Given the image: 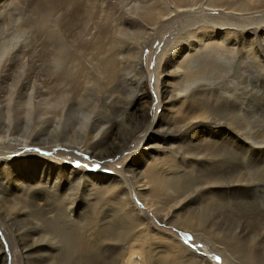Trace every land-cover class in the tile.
Wrapping results in <instances>:
<instances>
[{"label": "bare ground", "instance_id": "obj_1", "mask_svg": "<svg viewBox=\"0 0 264 264\" xmlns=\"http://www.w3.org/2000/svg\"><path fill=\"white\" fill-rule=\"evenodd\" d=\"M262 1L263 0H84L83 2L82 1L74 2V1L69 0L67 2V0H40L38 2V0H27V3L25 5L23 3V5L25 6L24 9L28 11V15H26V14L23 15L22 12L19 11L18 12L19 16L17 18L14 17L12 19V13H10V12H12V9H8L7 6L13 5V0H0V122H2V121H4V122L7 121V123L10 122L9 126L7 125V131H5L3 133L9 134L11 129H12L11 124L14 123L15 121L18 122L19 120H21L20 118H22V117H26L27 121H28V122H25V124H24L25 128H26L25 133L27 134L26 139L24 141L20 142L18 140L19 138H13L14 141H16V143L15 142L14 143L16 145L19 144L20 148H22L23 145L28 146L29 140H30V142L31 141L33 142L34 141L33 138H35V135H33V133L37 131L36 128L40 127L41 124L44 125L46 123H49L50 125L52 124L51 129L54 130L53 132L55 133L54 134L55 135L54 142H55L56 146L61 145V143L63 144V142L61 140L65 141L67 144L68 143L76 144V140L74 138H72L74 136L68 137L67 134L69 131V126L78 124L79 131L77 133H81L80 138L82 139V141H80V142L77 141V142H78V144L81 143V145L84 146V148L81 147L82 150L89 152L90 149L93 148L94 152H96L97 150H104V151H106V154H109L111 152L114 154L115 152H118L117 156L115 155L118 158H119V156L121 157L124 154V151L130 150V147H128V143H130V142H133V145H135L133 147V149H136V148L148 149V148L154 147L153 144L151 143L152 142L151 139H153V136L155 135L154 133H156V132L157 133L162 132L164 134L173 133V132L174 133H183V135L188 136L190 138V141L187 142L188 143L187 148H186L187 152L184 153L185 150L183 152L184 157L182 159V162L183 163L185 162L191 166V168L188 172L191 173L192 176H193V171L197 172V175L195 176L194 180L197 183L198 188L201 187L202 190L205 191L204 193L202 192L203 195L206 193H207L206 196L209 195L206 199L210 198L212 201L213 200L212 198H215V199L217 198V200L219 198L220 199L224 198V202H225V198H228L227 200L229 202H231L229 200L231 194H232L233 200H235V199L237 200L238 198H241V196L245 197L246 194H248L249 196H247V197H249V198H247V199L243 198L244 202H242L240 200H239L240 202H238V201L235 202L236 204H239V206H236L235 208H240L242 210H243V208L247 209L248 206L246 204L247 203L249 204V202H250L251 204H254L255 206H257L258 210L255 208L256 214L254 213L255 215L254 214L253 215L255 217L254 216L252 217L254 219V225H255L252 227L256 228L255 231L257 230L252 235L255 234L256 238L254 241H251L248 244H243V241L247 237V232L244 231V229L239 230L241 226H240V223L238 224V222H239L238 220H237L238 225L236 227H232L235 229L234 230L232 229V231L230 232L231 239H225L224 236L217 231V228H216L217 223L214 222L215 219L212 218V219H214V221L212 222L209 218L211 215L209 217H207V214H206L209 211V208H211V205H208V206L206 205L207 206V208L205 209L206 213L201 212L202 208L200 207L201 211L197 212V215L195 216V218L187 217L185 219H182L180 228H182L184 230L185 229L190 230V231L195 232L197 234L204 235L207 238V240L209 241L206 243H211L212 245H215L216 247L222 246L223 250L225 249V250L229 251V252H227V251L226 252L231 254V257L235 261H237V263H239V264H246V263L264 264V199H262V198L260 199L258 194H257L258 198H255L252 200L250 198V197L256 196L255 192H256V189L258 188L259 185L262 188H264V162H263V158H264V134L261 138H259V137H256L257 134L249 135L250 133L248 134V132H246V129L248 127L247 121H249L250 118H253V117H257V118H260V117H259V114L257 113L258 110L257 111L253 110V111L247 113V110L243 109V107L245 106L246 95H249V93H248L249 91L247 92L245 90V86H243L244 85L243 84V82H244L243 78H245L243 71H244V66H246V65H244L240 59H239L240 61H237L236 59L231 60L227 57H224V59H225V61H224L223 58L219 54V56L215 57L216 61H218L217 64L215 63V67H210V66L204 67L203 64H201L200 61L198 60V58H199V55H198V58L194 57L195 63L189 62L188 64H190V65L185 67V70H184L180 66L181 56H180L178 50L175 49L173 54L171 53L169 59L166 61L167 66H166V63L164 66H166L169 69L171 68V70H173V71H175V70L182 71L184 74L182 73L180 75V77L185 79L184 81H186V87L187 88L185 90L180 91V92H177V91L174 92L173 91L174 89H171V87L172 88L174 87V84L172 86L168 83L167 84L168 87H165V89L161 87L162 88L161 89L162 90V101L163 102L168 101L170 104V102L172 100L176 99L177 97L180 98L179 100H182V98H185L184 97L185 91L190 90V93H189L190 96L192 98H194V97L197 98V100H195L194 102L191 100L193 102V103L191 102L193 105V108L196 109L197 111L202 110V112H200L198 114H194L195 113L194 111H189V112H194V113H189V115L191 116V118L189 119V117L185 116V114H183L182 118L178 115H175V114L170 115L169 111L171 112V110H167V111L161 113L160 117L161 118L164 117L166 119H169L171 124H165L164 125V123L160 122V120H159V122L157 124H155L156 128H153L154 127L153 125L155 123V118H154V120L151 119L152 122H149V123H151L149 125H147V121L151 117V115L153 118V115L155 116V114H156V107H157L156 104L159 101L158 100V94L154 90L153 95H154V97L156 95V100L155 99L153 101L150 100L151 98L149 95V90H148V87L145 85V87L143 86L144 89L139 90L137 88L138 89L137 93H134V94L130 93L131 90H130V92H128V91L126 92L128 94V96H132V95L134 96V97L132 96L133 100L128 101L129 104L132 103V101L134 104L133 106H135L136 104H139L138 106H140V103L144 104V106L142 107L143 112L141 114L137 113V116H136V114H134L136 112L134 109L135 112L131 111L132 117L129 116V119H121L119 126H117V127H120L118 129V132H111V133L107 134L108 136H106L105 138H103L100 141H95V140L91 141L93 139H97L100 137L101 132H102V130L100 129L101 124L100 125L94 124L91 129L88 127V124L93 121V117L95 116V114L96 113L101 114V112L98 111L100 106H102L100 108V109H102V113H103V114H101L102 117L103 118L107 117L108 113H105V115H106V117H105L104 116V110L107 109L109 111V107H107V106L110 105L111 103H114V101L117 100L116 98L113 100V92L115 90H117L119 86L127 85L126 83L131 81V78L129 77L130 75H141V72L138 69L143 67V66L140 67V63L144 59V49L149 43H151L153 41L155 36H156V39L154 42L159 41V43L156 47L153 45L151 46L154 50V51L153 50L152 51L154 53L160 51V53L158 54V56H157V58L153 64V71H152V75L150 74V77L154 76V78H151L150 86L152 87V89L157 90L159 88V83H160V76L158 74V71L160 69L161 61L163 60V56L165 53H167L166 47L169 44L173 43L175 40L177 41V43L175 42L176 44L181 42V40H180L181 38L179 36V32L181 29L188 30V28L191 25L195 24V20L197 21L198 24H205L206 21L203 20V18L199 19V17H202V16H205V18L209 19L208 25L215 24L213 21L214 20V15H213L214 13H227V15H230L229 20H228L230 22L226 25H229L231 28V25L237 24L236 26L238 28H240L242 31L241 38L243 40H245L244 37H247V34H246V32H243L246 29V28H243L244 27L243 24H248V23H246L242 17L244 16L245 12H249L251 9L257 8L256 5H260ZM31 3H33V6L31 5ZM46 14H48V15L45 16ZM250 15H252V14H250ZM260 19L256 22H254V24L256 26H259V27H253V28L249 29V31L251 33H249L248 35H249V38L252 37V42L256 41L258 36L262 35L264 38V19H262V20H260ZM165 20H167L169 22V24H173V25L171 28H168L169 31H168L167 36H165V37L159 36L158 35L159 33L157 34L158 28L160 27V25ZM178 22H180V23H178ZM148 23H150V24L147 25ZM252 24H253V22H252ZM5 25H11V28L13 25L14 29L11 33V36L5 35L6 30H7L4 28ZM216 26L217 27L220 26L219 27L220 28L219 32H220V31H222L221 29L223 28L222 26H224V23H221V24L216 23ZM194 27L195 26H193V28ZM187 32H188V34H190L189 30ZM204 32L205 31H202V32H200V34H202ZM240 32H237V34ZM44 34H45V36H43V38H42V35H44ZM211 34H209L208 36H205V37L202 35L200 37V38H202V40L199 39V41L196 42L198 44V46L202 47L207 40H210V38H213V36H211ZM227 34L229 36L230 33H227ZM184 35H185V33H184ZM214 35H215V33H214ZM224 35H225V33H224ZM163 38L164 39L167 38V39L164 40ZM185 38L189 39V37H185ZM237 41L234 40L231 43H234ZM196 43L193 41V39H191L190 49L188 48L189 46L188 47L185 46V47L192 51V48L196 49V47H197ZM225 43H227V41H225ZM242 44L245 45V43H242ZM246 47L247 46H245V48ZM205 49H206V47L204 48V51H205ZM255 51H256V49H255ZM202 53H204V52L202 51ZM243 53L245 54L244 50H243ZM184 54H186V53H184ZM190 56H191V54H190ZM192 56H194V55H192ZM209 57L211 58V55H207L204 59H208ZM114 58L117 61V66H115L116 61H113ZM245 58H246V56H245ZM191 59H192V57H191ZM251 60H249V61H251ZM254 61H253V63H256V60H254ZM225 62H227L228 64L229 63L231 64L230 69H228V66L226 65ZM249 63H251V62H249ZM109 64L113 65V66H111L109 69H107L109 67ZM105 69H107V74L105 76L106 81L103 80L104 83H103V81L99 82V79L97 77L99 76V74L101 75V73ZM194 69H197V73L192 72L195 75L194 76L189 75L190 77H187L186 73L189 74V71L194 70ZM164 70L166 71L167 69H164ZM39 72H40V74H43L45 76V78L41 77L43 75L40 76ZM259 74H260V71H259ZM145 76H146V74H145ZM145 76H142V77H145ZM39 78L40 79L42 78L41 82L39 81L40 80ZM249 78H247V79L245 78V80L247 81ZM8 80H9V82H8ZM139 81H140V83H142L144 80L143 81L139 80ZM184 81H182V82H184ZM136 82H138V81H136ZM250 83H252V82H250ZM130 84H132V83H130ZM136 84H134L135 87L138 85V84L137 85ZM141 85H143V84H141ZM169 86H170V88H169ZM126 87L127 86H125V90H126ZM128 87H129V85H128ZM130 87H133V86L131 85ZM130 89H132V88H130ZM132 91H134V90H132ZM138 92H140V94H138ZM215 95L217 96L216 101L213 103L211 102L209 107L206 106L205 103L207 101H210V99L215 97ZM254 95H251V96L253 97ZM23 97L25 98L24 100L22 99ZM151 97H152V95H151ZM154 97H152V98H154ZM259 99H260V97H259ZM184 101H185V99H184ZM125 104H127V103H125ZM188 104H187V106H189ZM174 105L175 104H173L172 109L175 108L176 105L175 106ZM217 105H220L222 107L217 106ZM125 106H127V105H124V107ZM82 107H87L88 110L86 113L84 111V108H82ZM162 107H164V106H162ZM118 108H120V107H118ZM185 109H187V108H185ZM217 109H220L221 111L218 112ZM189 110H191V109H189ZM245 111H246V113H245ZM173 112H175V111H173ZM191 114H193V115H191ZM248 114L250 117H248ZM263 118H264V115H263ZM111 120H112V117H111ZM132 120L135 121V123H136L135 126H132V124L130 123ZM103 122L104 121H102L101 123H103ZM164 122H165V120H164ZM212 122L214 124L217 123V126L219 129L214 130L213 128H211ZM257 123H259V122H257ZM2 124H3V122H2ZM76 125H75V130H77ZM107 125H108V119L105 122V126H107ZM17 126H20V124H18ZM21 126L23 127V125H21ZM124 126H128L129 128L125 129ZM201 126L204 129H200ZM3 128H5V125ZM71 128H72V126H71ZM262 128H263V126H262ZM13 129H14V127H13ZM39 129L41 130V129H47V128H41L40 127ZM212 129H213V131H212ZM143 130H144L145 134H143L144 132L141 133V131H143ZM187 131H189V132H187ZM44 132H45V130H44ZM149 132H151V133L153 132L152 136L149 135ZM76 135H78V134H76ZM22 137H24V136H22ZM42 137H44V135ZM42 137H41V139H42ZM7 138H8V135L6 137L0 136V145H5L4 149H6V150L2 151V154L7 156V155H13L14 153H19L20 148L17 149V148H7L6 147L5 141ZM48 138H50V137H48ZM163 139L166 140L167 138H163ZM168 139H170V138H168ZM36 140H38V139H36ZM187 140H189V139H187ZM44 143H47V142L45 141ZM66 143H65V145H67ZM89 143L91 144V147H88ZM77 146L78 145H76V147ZM64 147H66V146H64ZM171 147L176 148V147H174V145H172ZM77 148H79V147H77ZM154 148H156V147H154ZM145 149H144V151H146ZM181 149L175 150V153H181L183 155ZM50 150L51 149H49V151ZM31 151H34V150H31ZM155 152H158V155H156V156L152 155L150 158L146 159L147 163H149L150 161L152 162V165H151L152 170L150 172V175L147 178H146V176L143 175V183H140L139 189L136 190V192H139V194L144 199V201H148V202H149V198H151L150 194H148V193L154 192L152 194H155V193H158L160 191H163V192L167 191L169 189V187H167V184H168L167 182H169L168 180L170 179V177H172L173 179H176L177 177H179L177 174L181 171L180 167L177 166L178 165L177 163H176L177 165L175 164L177 166L176 170L172 169L174 167V164H173L174 162H173V160H172V162H170L171 161V159H170L171 151L169 152L168 150H166V151L156 150ZM58 153H60V152H58ZM97 153L100 154L99 152H97ZM159 153L161 156H159ZM249 153H251L252 155L255 156L254 157L255 159L254 160L252 159L253 162H248L247 156ZM84 154H85V152H84ZM113 154H111L109 156H113ZM71 155H73V154H71ZM158 157H160V158H158ZM91 158H93V157H91ZM102 160H103V158H102ZM97 161H99V159ZM1 162L5 163L6 160L4 159ZM100 162H98V163H100ZM16 163H17V167H19L20 170H22L23 167L27 164V163H22L21 161L19 162V160ZM158 165L165 168V170L161 171L162 167L160 168V166H158ZM107 166L108 165L104 162L102 168L106 169ZM148 167H150V166H148ZM122 168L124 169V167H122ZM61 169H62V167H61ZM187 170L188 169L186 168V170L183 172L184 175H185V172H187ZM168 171H169V173H171L173 175H170L168 173ZM29 172H30V170H29ZM65 173H66V171H65ZM65 173H63V174H65ZM140 174H138V175H140ZM57 176H59V175L57 174ZM73 176H74V174H73ZM125 176H127V175H125ZM141 176L142 175H140V179L142 178ZM63 177H65V175H63ZM75 177H77V176H75ZM27 179H28V177H27ZM56 179H57V177H56ZM58 179H59V177H58ZM192 179H193V177H192ZM5 180H7V179H5ZM113 180L114 181L109 182L105 188L110 193H113L117 189L120 190L123 186L120 183H118L120 180H118L116 177ZM122 181H124V180H122ZM92 182L96 183L97 180H95L93 178ZM55 184H58V183H55ZM11 185H12V183H11ZM52 185H54V184H52ZM188 185H190V184H188ZM193 185H195L194 182H193ZM58 186H60V185H58ZM186 186H187V184H186ZM94 188H96V187H94ZM124 188H126V187H124ZM183 188H184V186H183ZM53 190H54V192H56L54 188H53ZM53 190H51V191H53ZM91 190H92V188H91ZM171 190H172V188H171ZM198 190L200 191V189H198ZM229 191H231V192L229 193ZM172 192H174V191L172 190ZM172 192L169 194V197L171 196ZM185 192H186V189H185ZM51 193H50V195H52ZM40 194H41V192H40ZM42 194H43V191H42ZM94 194L96 195V193H94ZM198 194H200V193H198ZM262 194H263V192H262ZM12 195H13V193L10 196L12 197ZM61 195H63V193ZM88 195H89V193H88ZM88 195H87V197H88ZM185 195H188V194L186 193ZM120 196H122V195H120ZM196 196L198 197L199 195H196ZM260 196H261V194H260ZM11 197L5 199V197L3 196V194L0 191V211L2 212V215L4 216V218H7L9 220V224L11 223L13 226H15V225L20 226L19 221L24 222L28 225V227L26 228V229H28V231L26 229H23V227L17 229L18 240L20 241V243L22 245V249H24L25 256L27 258L31 257V256L35 257L36 261H37L36 264H76V262L75 263L73 262L74 256H73L72 252L70 251L71 249L68 248V245H66L64 241L62 242L61 238L59 237V232L61 234H63V232L65 231V225L67 224L69 226V223H71L73 221V219H71L72 217H70L71 214L69 215L68 214L69 212H66L67 210L65 208V203H67V201H65V203H63V202L57 203V207L55 208L56 209V211H55L56 215H54V217H51V218L55 219V220L52 219L53 221H55V223H53V224H55V228H53V229H55V230L57 229L58 231H57V235H54V234L51 235V234H45L41 230L43 228L42 223L45 222V221L41 220V216L39 217V220H36L35 219L36 217L28 215V213L30 211L28 213H25V211H24L25 207L28 208V206L26 205L27 202H26V204L23 205L19 201L17 202L16 200H14V198H15L14 196L12 198ZM51 197H53V196H51ZM57 197H59V196H57ZM87 197H86V200L89 199V198L87 199ZM186 197L187 196H185V198ZM173 198H177V197L173 196ZM182 198H184V197H182ZM78 199H79V197H78ZM126 199L131 201L134 204V202L132 201L131 198H126ZM190 200H191V198H190ZM172 201H174V200H172ZM202 201L203 200H201V202ZM221 201H223V199H221ZM228 201H227V203H228ZM48 202H50V200ZM154 202H152V200H151L150 206L155 205L156 207H158V205ZM245 202H246V204H243ZM33 203H34V201H33ZM68 203H70V202H68ZM206 203H208V202H206ZM214 203H216V202H214ZM214 203H213V205H214ZM221 203H223V202L216 203L214 206L212 205L213 206L212 212H215V210H217V208L220 210L223 207V205ZM41 204H43V203H41ZM121 204H123V203H121ZM68 205L69 204H67V206ZM240 205H243V206H240ZM185 206L186 205H184V207ZM45 207H46V205H45ZM117 207H118L117 213L114 215V218L116 220L115 226H117L120 229L126 228L128 232L122 236L115 235L116 242L127 241L133 235V232L131 230L135 228V220L130 216V214L128 212L124 211L121 206L118 205ZM167 207H170V205H167ZM187 207L189 208L190 205H187ZM230 207H232V206H230ZM250 207L252 208V206H250ZM161 208L164 210L163 207H161ZM161 208L158 207L157 210H159V212H160V211H162ZM191 208H193V207H191ZM176 209H178V208H176ZM223 209H224V207H223ZM197 210H199V209H197ZM114 211H116V210H114ZM174 212L177 213L176 210ZM237 212H235V213H237ZM17 213H19V214H17ZM166 214H168V212ZM209 214L210 213L208 212V215ZM218 214H219V212H218ZM40 215H42V214L40 213ZM44 215H45V212H44ZM164 215H165V213H164ZM174 216H176V214H174ZM213 216H214V214H213ZM44 217H46V216H44ZM169 217H172V215ZM179 217H180V215H179ZM215 217H216V215H215ZM218 217H220V216H218ZM218 217H216V218H218ZM223 218H224V220H226L225 218H227V217H223ZM170 219L173 220L172 218H170ZM249 219H250V217H249ZM46 220H47V218H46ZM176 220H178V219H176ZM224 220H223V222H224ZM172 222H174V221H172ZM234 222H236V221H234ZM174 223H172V224H174ZM177 223H178V221H177ZM250 223H252V222H250ZM72 224H74V223L72 222ZM75 224H76V222H75ZM51 225H52V223H51ZM178 225H179V223H178ZM229 225H230V223H229ZM233 225H234V223H233ZM176 227H179V226H176ZM222 227H223V224H222ZM151 229L153 230L152 227H151ZM29 230H31V231L33 230L34 233L28 234V232H30ZM218 230H220V229L218 228ZM223 230H224V228H223ZM252 230H254V229H252ZM208 232H211V234L212 233L216 234L215 235L216 238L215 239L213 238L214 237L213 234H212V236H213L212 238L209 237L208 235H210V233H208ZM53 233H54V231H53ZM249 233H251V232H249ZM34 234H38V236L34 237ZM147 234H148V232H147ZM154 236H156V234ZM165 237H167V236H165ZM167 238H164V239H167ZM201 239H203V238H201ZM91 241L92 242L90 244H87L86 242L82 243V247L84 249L90 248L95 255H98V251L101 248L103 249V244L105 243L104 238L100 235L99 237L93 238ZM6 242L8 243V251H7V253L4 254L3 250L5 247L2 245L3 242L1 243V241H0V253H1L0 264H8L10 261V260H8V258L10 257V254H11L10 251H11L12 244L9 240H6ZM164 242H166V241L164 240ZM72 243H73V240H72ZM252 245H254V246H252ZM164 246L166 249L167 260H172L176 256L177 249L182 250L183 254H185L184 252L189 251L188 249H186L182 245V242H180V240H178L175 237L174 238L171 237L169 242L167 244H165ZM207 246H208V249L207 250L204 249V252L210 251L212 249V247L209 246L208 244H206V247ZM250 246H252V248L254 247L253 248L254 252L247 254V252H245L244 249H246L247 247H250ZM110 248L113 251L117 250V247H115V246H110ZM197 250H198V248H197ZM2 254H4L5 256ZM117 254L118 253H116L115 256H112V258H111L112 262L109 261L107 264H117L116 263ZM186 254H187V252H186ZM178 255H180V254H178ZM193 255H195V253L189 252L190 258ZM186 256L188 257V254ZM186 256H184V257H186ZM226 256H227V254H226ZM182 258L183 257H181V259H180L181 261H182ZM65 259H67V260L71 259V261L66 263V261H63ZM227 259H226V261H227ZM183 261H185V260H183ZM182 263L183 262H181V264ZM187 263H193V261L192 262L190 261ZM131 264H136V263H134V261H132Z\"/></svg>", "mask_w": 264, "mask_h": 264}, {"label": "rangeland", "instance_id": "obj_2", "mask_svg": "<svg viewBox=\"0 0 264 264\" xmlns=\"http://www.w3.org/2000/svg\"><path fill=\"white\" fill-rule=\"evenodd\" d=\"M39 1L40 0H38V2ZM68 1L69 0H67V2ZM71 1H74V2L82 1L83 2L84 0H71ZM23 3L25 5L27 3V0H13V5H10L11 7L7 6L8 9H12V12H10V13H12V19L14 17L17 18L19 16V13H18L19 11L22 12L23 15H25V14L28 15V11L24 9L25 6L23 5ZM31 5L33 6V3H31ZM256 6H257V8L251 9L249 12H245L244 16L242 17L243 20L246 23H248V24H243L244 25L243 28H246L243 32H246V34H247V37H244L245 40H243L241 38L242 31H241L240 28H238L236 26L237 24L231 25V28H230L229 25H226V24H228L230 22V21H228L230 15H227V13H214L213 14L214 15V20L213 21H214L215 24H212V25H208L209 24V22H208L209 19L205 18V16L199 17V19L203 18V20L206 21L205 24H198L197 21L195 20V24L191 25L188 28V30L190 31V34H188V32H187L188 30L181 29L180 32H179V36L181 38L180 39L181 40V42H180L181 44L180 43L176 44L177 41L175 40L173 43L169 44L166 47L167 48V50H166L167 53L164 54L163 60L161 61L160 69L158 71V74L160 76V83H159V88L157 90L156 89H152V87L150 86L151 78H154V76L150 77V74L152 75V71H153V64H154L158 54L160 53V51L154 53L153 52L154 50L151 47L152 45L156 47L158 45V43H159V41L158 42L157 41L154 42L155 39H156V36H155L153 41L151 43H149L144 49V59L140 63V67L141 66H143V67L140 68L141 70L138 69L141 72V75H130L129 77L131 78V81L127 82L126 83L127 85L119 86L118 89L113 92V100L115 98L117 100H115L114 103H111L112 105L110 104V105L107 106V107H109V111L111 113L107 109H105L106 111L104 110V116L105 117H106L105 113H108L107 117H106L108 119V125H107L108 127L105 126V122L107 121V119L103 118L102 115H101V114H103L102 113V109H100L102 106H100L99 109H98V111L101 112V114L100 113H96L95 116L93 117V121L88 124V127L90 129L92 128V126L94 124H96V125H100L101 124V126H100L101 128L100 129L102 130V132H101L100 137L97 138V139H93L91 141H94V140L95 141H100L103 138H105L106 136H108L107 134H109L111 132H118V129L120 127H117V126H119V123H120L121 119H129V116L132 117L131 116V111H134V109L136 111V112L134 111L135 112L134 114H136V116H137V113L141 114L143 112L142 107L144 106V104L140 103V106H138L139 104H136L135 106H133L134 105L133 101H132V103L129 104L128 101L129 100L130 101L133 100L132 98L134 96L133 95H132L133 97L132 96H128V94L126 92L127 91L130 92V90H131L130 93H133V94L137 93L138 89L139 90L140 89H144L145 85L148 87L149 95H150V98H151L150 100H152V101L154 99L156 100V95H155V97L153 95L154 90H155L157 92V94H158V100L160 101V102L158 101L159 104L158 103L156 104L157 107H156L155 116L153 115V118H152V115H151V117L147 121V125H149V124H151L149 122H152V120H154V118H155V123L153 125L154 126L153 128H156L155 124H157L159 122V120H160V122H163L164 125L165 124H171L169 119H166L164 117H162V118L160 117L161 113H163V112H165L167 110H171L172 113L169 111L170 115H174L175 114V115H178V116H180L182 118L183 114H185V116H188L189 119L191 118L189 113H194L195 112L194 114H198V113L202 112V110H198L197 111L196 109L193 108L192 103L195 100H197V98L196 97L192 98L190 96V94H189L190 90L185 91V96H184L185 98H182V100H179L180 98L177 97L178 99L176 98L177 100L176 99L172 100L170 102V104H169L168 101H166V102L162 101V90L161 89L162 88L165 89V87H168V85H167L168 83L170 85H172V86L174 84V87L173 88L171 87V89H174L173 90L174 92L175 91L180 92V91L185 90L187 88L186 87V81H184L185 79L180 77V75L183 72L182 71H177V70L173 71V70H171V68L169 69V68L166 67L167 66V62L166 61L169 59L171 53L173 54L175 49L178 50V52H179V54L181 56L180 66L184 70H185V67L190 65V64H188L189 62L191 63V62L195 61L194 57L198 58V55H199L198 60L200 61L201 64H203L204 67L205 66L215 67V63L216 64L218 63V61H216L215 57L219 56V54L223 58L224 61H225L224 57H227V58H229L231 60H234V59H236L237 61L241 60L243 62V64L246 65V66H244V71H243L244 72V76H245L246 79L249 78V77L250 78L248 79L249 81L248 80L246 81L245 78H243L244 79L243 81L245 83L243 82L244 85L243 84L242 85L245 86V90L247 92L249 91L248 92L249 95H246L245 106L243 107V109L247 110V113L251 112L253 110L254 111L258 110L260 112L259 113L257 111V113L259 114L260 118L253 117V118H250L249 121H247V126L248 127L246 129V132H248V134L250 133L249 135L257 134L256 137L261 138L263 136V134H264V118H263V115H264V110H263L264 109V105H263L264 104V85H263L264 84V38L261 35V36L257 37L256 41L252 42V37L249 38L248 34L251 33L249 31V29H251L253 27H259V26H256L254 24V22L258 21L260 18H261L260 20L264 19V0L261 2L260 5H256ZM250 14H252V15H250ZM47 15L48 14H46L45 16H47ZM252 22H253V24H252ZM178 23H180V22H178ZM216 23L217 24L224 23V26H222L223 28L221 29L222 31L219 32V30H220L219 27L220 26L217 27ZM149 24L150 23H148L147 25H149ZM172 25L173 24H169V22L167 20H165L160 25V27L158 28L157 34L159 33L158 34L159 36H164V37L167 36L168 31H169L168 28H171ZM193 26H195L196 28L195 27L193 28ZM4 28L7 29L5 35L11 36V33H12L13 29H14L13 25H12V28H11V25H5ZM202 31H205V32L200 34V32H202ZM237 32H240V33H238L239 35L237 34ZM184 33H185V35H184ZM214 33H215V35H214ZM224 33H225V35H224ZM227 33H230L229 36H228ZM209 34H211V36H213V38H210V40H207L202 47H199L196 42H198L199 39L202 40V38H200L202 35L205 37V36H208ZM43 36H45V34L42 35V38H43ZM185 37H189V39L185 38ZM166 39H164V40H166ZM191 39H193V41L197 44V47H196L197 50L193 49V48H192V51L189 50L190 49ZM234 40L235 41L238 40V41L234 42V43H231ZM225 41H227V43H225ZM242 43H245V45H243ZM185 46L186 47L189 46L188 47L189 49H187ZM245 46H247L246 47L247 49L245 48ZM205 47H206V49L204 51ZM255 49H256L257 52L255 51ZM243 50H244L245 54L243 53ZM202 51L204 53H202ZM184 53H186V54H184ZM190 54H191V56H190ZM192 55H194V56H192ZM207 55H211V58L209 57L208 59H204ZM245 56H246V58H245ZM191 57H192V59H191ZM249 60H251V61H249ZM254 60H256V63H253ZM113 61H116V59L114 58ZM249 62H251V63H249ZM165 63H166V66H164ZM225 63L228 66V69H230L231 64L230 63L228 64L227 62H225ZM111 66H113V65L109 64V67L107 69H109ZM115 66H117V61L115 63ZM107 69H105L101 73V75L99 74V76L97 77L99 79V82L100 81L102 82L103 80H105V76L107 74ZM164 69H167V70L165 71ZM259 71H260V74H259ZM192 72L197 73V69L189 71V74L186 73V76L187 77H190L192 75L194 76L195 74L192 73ZM145 74H146V76H145ZM39 75L41 76L43 74H40V72H39ZM142 76H145V77H142ZM41 77L45 78L44 75L41 76ZM41 79L39 80L40 82L42 81ZM139 80H142V81L144 80L143 82L145 84L143 82L140 83ZM136 81H138V82H136ZM182 81H184V82H182ZM8 82H9V80H8ZM250 82H252V83H250ZM103 83H104V81H103ZM130 83H132V84H130ZM134 84H136L137 86L135 87ZM141 84H143V85H141ZM128 85H129V87H128ZM131 85L133 87H130ZM125 86H127L126 90H125ZM130 88H132V89H130ZM169 88H170V86H169ZM132 90H134V91H132ZM138 94H140V92H138ZM151 95L154 98H152ZM251 95H254L255 97L254 96L252 97ZM259 97H260V99H259ZM22 99L24 100L25 98L23 97ZM184 99H185V101H184ZM216 99H217V96L215 95V97H213L212 99H210V101H207L205 103L206 106L209 107L210 103L211 102L212 103L215 102ZM125 103H127V104H125ZM173 104H175L176 106L174 105L175 108L172 109ZM187 104L189 106H187ZM124 105H127L128 107L127 106L124 107ZM162 106H164V107H162ZM217 106H220V105H217ZM118 107H120V108H118ZM220 107H222V106H220ZM82 108H84V111L86 113L87 110H88L87 107H82ZM185 108H187V109H185ZM189 109H191V110H189ZM173 111H175V112H173ZM189 111H194V112H189ZM217 111L220 112L221 110L217 109ZM245 113H246V111H245ZM191 115H193V114H191ZM111 117H112V120H111ZM248 117H250L249 114H248ZM20 119L21 120H19L18 122L15 121L14 123L11 124L12 125L11 126L12 129H11L9 134L3 133V132L7 131V125L9 126L10 122L7 123V121L6 122L2 121L3 124H2V122H0L1 123L0 124V136L1 137L2 136L6 137L8 135V138L5 141V144H6L7 148H17V149L20 148L19 144L18 145L15 144L16 141H14L13 138H19L18 140L20 142H22V141H24L26 139L27 134L25 133L26 132V128H25L24 124H25V122H28V121H27L26 117H22ZM164 120H165V122H164ZM102 121H104V122L101 123ZM132 121L130 123L132 124V126H135L136 125L135 121L134 120H132ZM257 122H259L260 124L257 123ZM18 124H20V126L23 125V127L22 126L21 127L17 126ZM4 125H5V128H3ZM75 125H71L72 128H71V126H69V131H68L67 136L68 137L74 136L72 138H74L76 140V144H71V143L67 144L65 141L61 140L63 142V144L61 143V145H57L56 146L55 142H54V140H55V135L54 134L55 133L53 132L54 130L51 129L52 124L50 125L49 123H46L44 125L41 124L40 127L41 128H47V129H41L40 130L39 129L40 127H37L36 128L37 131L33 133V135H35V138H33L34 141L30 142V140H29L28 141L29 145L28 146L27 145H23V147L19 149V153H14L13 155L5 156V155L2 154V151L6 150V149H4L5 145H0V173L2 172L0 174V191H1V193L3 194L5 199L11 197L10 195L13 193L12 197L14 196L15 197L14 200H16L17 202L19 201L23 205L26 204V202H27L26 205L28 206V208L25 207V210H24L25 213H28L30 211L29 212L30 214L28 213V215L36 217L35 218L36 220H39V217L41 216V220L45 221V222L42 223V227L43 228L41 230L45 234L57 235V231L58 230L57 229L56 230L53 229V228H55V224H53V223H55V221H53L55 219H53L51 217H54V215H56V212H55L56 209L55 208L57 207V203L58 202L65 203V201H67V203H65V208L67 210L66 212H69L68 214L72 215V216L70 215V217H72L71 219H73L72 222L74 224H72V222L69 223V226L66 224L65 225V231L63 232V234H61L59 232V237L61 238V241L62 242L64 241L65 244L68 245V248L71 249L70 251L72 252V254L74 256V259H73L74 263L76 262V264H107L109 261L112 262V259H111L112 256H115L116 253H118L117 254V258H116L117 259V261H116L117 264H131L132 261H134V263H136V264H181V262H183L182 264H200V263L201 264H239V263H237V261H235L231 257V254L227 253L229 251H227L225 249L223 250L222 246L216 247L215 245H212L211 243H206V242H209V241L207 240V238L204 235L197 234V233L192 232L190 230H186V229L184 230V229L180 228L182 219H185L187 217L195 218V216L197 215V212L201 211V210H202L201 212L206 213L205 209L207 208L208 205H211V208H209V211H208L210 214L208 215V212L206 213L207 217H209L211 215L209 218H210V220L212 222L215 219L214 222L217 223L216 224L217 231L220 234H222L225 239H231L230 232L232 231V229L233 230L235 229V228H232V227H236L239 223H240V226H241L239 230H243L244 229V231L247 232V237L243 241V244H248L251 241H254L255 238H256V235L255 234L252 235V234L257 231V230L255 231V229H256L255 227H252V226H255L254 225V219L252 217L256 214L255 208L257 209V206H255L254 204H251L250 202H249V204L248 203L246 204V202H245L243 204H246L248 206L247 209L243 208V210H242L240 208H235L236 206H239V204H236L235 202L236 201L244 202L243 198H245V199L249 198V197H247V196H249L248 194H246L245 197L241 196V198H238L237 200L236 199L233 200L232 194H231V196L229 198V200L231 202H229L227 200L228 198H225V202H224V198H221V199H223V201H221L220 198L218 199L219 201L217 200V198L216 199L212 198L213 200L211 201L210 198L206 199L209 196V195L206 196L207 193L204 194L205 196L203 195V193L205 191L202 190L201 187L198 188L197 183L194 180L195 176L197 175V172L193 171V176H192V174L188 172L190 170L191 166L188 165L185 162L184 163L182 162V159L184 157V153L187 152V149H186L187 148V144H188L187 142L190 141V138L188 136L183 135V133H174L173 132V133L164 134L162 132H160V133L156 132V133H154L155 135L153 136V139H151V141H152L151 143L156 148L152 147V148H148V149H145V148L133 149V147L135 145H133V142H130V143H128V147H130V150L124 151V154H123L124 156L122 155L121 157L119 156V158H118V157H116L118 152H115L114 154L112 152L109 153V154H106V151H104V150H97L96 152H94L93 148H91L89 152H86V151L82 150L81 147L84 148V146H82L81 143L78 144V142L82 141V139L80 138L81 133H77L79 131L78 124L76 125V129L77 130H75ZM211 125H210L211 128H213L214 130L215 129H219L218 126H217V123L214 124L212 122ZM262 126H263V128H262ZM13 127H14L15 130L13 129ZM124 127H125V129L129 128L128 126H124ZM200 129H204V128L201 126ZM213 129H212V131H213ZM44 130H45V132H44ZM189 131H187V132H189ZM143 132H144V130L141 131V133H143ZM76 134H78V135H76ZM143 134H145V132ZM152 134H153V132L152 133L149 132L150 136H152ZM43 135H44V137H42ZM22 136H24V137H22ZM41 137H42V139L43 138L44 139L42 140ZM48 137H50V138H48ZM163 138H167V139L165 140ZM168 138H170V139H168ZM186 138L189 139V140H187ZM36 139H38V140H36ZM45 141L47 143H44ZM65 143L67 145H65ZM76 145H78L77 147H79V148H77ZM88 145H89L88 147H91L90 143ZM172 145H174V147H176V148L178 147V148L177 149L176 148H172L171 147ZM64 146H66L67 148L64 147ZM48 148L51 149V150L49 151ZM144 149L146 151H144ZM179 149H181L182 153L185 150L183 155L181 153H175V150H179ZM31 150H34V151H31ZM156 150H161V151L168 150L169 152L171 151V157H170L171 161L170 162H172V160L174 162L173 163L174 167L172 169L176 170V167L179 166L181 171L179 172L180 174L179 173L177 174L179 176V177L176 178L177 180L173 179L172 177H170V179L168 180L169 182H167L168 183L167 187H169L170 190L168 189L167 191H164V192L160 191L158 193H155L156 195L152 194L154 192L148 193V194H150V197H151V198H149V202H148V201H144V199L141 197L139 192H136V190L139 189V186H140L139 184L143 183V175L146 176V178L150 175V172L152 170V167H151L152 162L150 161L149 163H147L146 159L150 158L152 155L153 156L158 155V152H155ZM58 152H60V153H58ZM84 152H85V154H84ZM97 152H99L100 154H98ZM71 154H73L74 156L71 155ZM111 154H113V156H109ZM159 156H161L160 153H159ZM91 157H93V158H91ZM254 157H255L254 155L249 153L248 156H247L248 162H253V160L255 159ZM102 158H103V160H102ZM158 158H160V157H158ZM4 159L6 160V162L2 163L1 161L4 160ZM98 159H99V161H97ZM250 159L251 160L253 159V160L251 161ZM18 160H19V162L21 161L22 163H27L23 167L22 170H20L19 167H17V163L16 162H18ZM98 162H100L102 165L100 163H98ZM104 162L108 165L106 169L102 168ZM263 162H264V158H263ZM148 166H150V167H148ZM158 166H160V165H158ZM61 167H62V169H61ZM122 167H124V169ZM161 167L162 166H160V168ZM186 168L188 170H187V172H185V175H184L183 172L186 170ZM29 170H30L31 173L29 172ZM162 170H165V168L162 167L161 171ZM65 171H66V173H65ZM63 173H65V174H63ZM168 173H169V171H168ZM57 174L59 176H57ZM73 174H74V176H73ZM138 174L142 175L141 179H140V175H138ZM169 174L173 175L171 173H169ZM63 175H65V177H63ZM125 175H127V176H125ZM75 176H77V177H75ZM191 176L193 177V179H192ZM27 177H28V179H27ZM56 177H57V179H56ZM58 177H59V179H58ZM115 177L118 180H120L118 183L123 185L122 186L123 189L122 188L120 190L117 189L113 193H110L105 188H106V185H108L109 182L114 181L113 179ZM93 178L95 180H97L96 183L92 182ZM5 179H7V180H5ZM122 180H124V181H122ZM193 182H194L195 185H193ZM11 183H12V185H11ZM55 183H58V184H55ZM52 184H54V185H52ZM186 184H187V186H186ZM188 184H190V185H188ZM58 185H60L61 187L58 186ZM183 186H184V188H183ZM94 187H96V188H94ZM124 187H126V188H124ZM53 188L55 189L56 192H54ZM91 188H92V190H91ZM171 188H172V190L174 192H172ZM185 189H186V192H185ZM198 189H200V191ZM51 190H53V191H51ZM42 191H43V194H42ZM261 191L263 192V194H262ZM40 192H41V194H40ZM93 192L96 193V195ZM171 192H172V194L169 197V194ZM230 192L231 191H229V193ZM50 193L52 195H50ZM62 193H63V195H61ZM88 193H89V195H88ZM186 193L188 195H185ZM198 193H200V194H198ZM257 194H258L260 199L261 198L264 199V188H262L260 185L256 189L255 195L257 196ZM260 194H261V196H260ZM56 195L59 196V197H57ZM87 195H88V197H87ZM120 195H122V196H120ZM196 195H199V196L197 197ZM51 196H53L54 198L51 197ZM173 196L177 197V198H173ZM185 196H187V197L185 198ZM256 196L255 197L254 196L250 197L251 200L255 199V198H258V196L257 197ZM78 197H79V199H78ZM86 197H87V199L89 198L90 200L89 199L86 200ZM182 197H184L185 199L182 198ZM126 198H131L135 205L131 201L127 200ZM190 198H191V200H190ZM200 199L203 200V201L201 202ZM49 200H50V202H48ZM151 200H152V202L155 201L154 203H156L159 208L163 207L164 210L161 208L162 211L159 212V210H157L158 207H156L155 205L150 206ZM172 200H174V201H172ZM33 201H34V203H33ZM227 201H228V203H227ZM68 202H70V203H68ZM206 202H208V203H206ZM214 202H216V203L223 202L221 204L223 205L224 209H223V207L220 210L217 208V210H215V212H212V208L216 204ZM41 203H43V204H41ZM121 203H123V204H121ZM213 203H214V205H213ZM67 204H69V205L67 206ZM45 205H46V207H45ZM118 205L121 206L124 211L128 212L130 214V216L135 220V228L131 230L133 232V235L127 241L116 242L115 235L122 236V235H124L125 233L128 232L126 228L120 229L117 226H115L116 220L114 218V215L117 213V209H118L117 206ZM159 205L160 206L162 205V206L160 207ZM167 205H170V207H167ZM184 205H186V206L184 207ZM187 205H190V207H189L190 209L187 207ZM230 206H232V207H230ZM240 206H243V205H240ZM250 206H252V208ZM191 207H193V208H191ZM176 208H178L179 210L176 209ZM197 209H199V210H197ZM114 210H116V211H114ZM175 210L177 211L178 214L176 212H174ZM234 211L235 212L238 211V212L235 213ZM44 212H45V215H44ZM167 212H168L169 215L166 214ZM218 212H219V214H218ZM40 213L42 215H40ZM164 213H165L166 216L164 215ZM173 213L176 214L177 217L174 216ZM17 214H19V213H17ZM213 214H214V216H213ZM171 215H172V217H169ZM179 215H180L181 218L179 217ZM215 215H216V217H218V216H220V217L216 218ZM44 216H46V217H44ZM2 217L4 218V216L2 215V212L0 211V220H1L0 221V235H1L0 236V241H1V243L3 242L2 245L5 247L4 250H3L4 254L7 253V251H8V243L6 242V240H9L11 242V244H12L11 251H10L11 254H10V257L8 258V260H10V261H9L8 264H36L37 261H36L35 257L31 256V257H28L29 258L28 259L25 256L24 249H22V245H21L20 241L18 240L17 229L21 228V227H23V229H26L28 227V225L26 223H24V222L19 221L20 222V226H18V225L13 226L11 223L9 224V220L7 218L3 219ZM223 217H227V218H225L226 220H224ZM232 217L233 218L235 217V218L233 219ZM249 217H250V219H249ZM46 218H47V220H46ZM170 218H172L173 220H171ZM212 218H214V219H212ZM176 219H178V220H176ZM223 220H224L225 223L223 222ZM172 221H174L175 223L172 222ZM177 221H178L179 225H178ZM234 221H236V222H234ZM75 222H76V224H75ZM171 222L174 223V224H172ZM237 222H238V224H237ZM250 222H252V223H250ZM51 223H52V225H51ZM229 223H230V225H229ZM233 223H234V225H233ZM222 224H223V227H222ZM176 226H179V227H176ZM151 227L153 228V230L151 229ZM245 227L246 228L248 227V228L246 229ZM218 228L220 230H218ZM223 228H224V230H223ZM252 229H254V230H252ZM26 230L28 231V229H26ZM52 230L54 231V233H53ZM29 231L30 232H28V234L34 233L33 230L32 231L29 230ZM147 232H148V234H147ZM249 232H251V233H249ZM154 233L156 234V236H154L155 235ZM208 233H210V235L207 234L209 237L212 238L214 236L213 238L214 239L216 238V236H215L216 234L212 233L213 234V236H212L211 232H208ZM100 235L104 238V242L105 243L103 244V249L101 248L99 250L100 252L98 251V255H95L90 248L84 249L82 247V243L86 242L87 244H90L92 242L91 240L93 238L99 237ZM37 236H38V234H34V237H37ZM165 236H167L169 239L167 237H165ZM171 237H173V238L175 237L178 240H180V242H182V245L186 249L189 250V251H186L187 254H188V257L186 256L187 255L186 252H184L185 254H183L182 250L177 249L176 256L172 260H167V254H166V249H165L164 245L169 242ZM200 237L203 238V239H201ZM164 238H167V239H164ZM72 240H73V243H72ZM164 240L166 242H164ZM206 244L211 246L212 249L210 251H205L204 252V249H206V250L208 249V246L206 247ZM110 246L117 247V250L113 251L110 248ZM252 246H254V245H252ZM252 246L247 247L246 249H244L245 252H247V254H250L251 252H254V249H253L254 247L252 248ZM197 248H198V250H197ZM189 252H193V253H195V255L191 256V258H190L189 257ZM4 254H2V255H4ZM178 254H180V255H178ZM226 254H227V256H226ZM178 256L179 257L180 256L183 257L182 261L180 260L181 257L179 258ZM184 256H186V257H184ZM0 259H1V253H0ZM226 259H227V261H226ZM183 260H185V261H183ZM63 261H66V263H68L69 261H71V259H68V260L65 259ZM190 261L191 262L193 261V263H187V262H190ZM246 264H250V263H246Z\"/></svg>", "mask_w": 264, "mask_h": 264}, {"label": "snow or ice", "instance_id": "obj_3", "mask_svg": "<svg viewBox=\"0 0 264 264\" xmlns=\"http://www.w3.org/2000/svg\"><path fill=\"white\" fill-rule=\"evenodd\" d=\"M38 151V150H37Z\"/></svg>", "mask_w": 264, "mask_h": 264}]
</instances>
